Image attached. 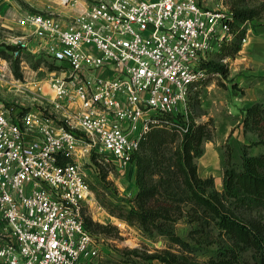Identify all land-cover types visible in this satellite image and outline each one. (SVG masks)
<instances>
[{
    "label": "built area",
    "instance_id": "obj_1",
    "mask_svg": "<svg viewBox=\"0 0 264 264\" xmlns=\"http://www.w3.org/2000/svg\"><path fill=\"white\" fill-rule=\"evenodd\" d=\"M84 3L70 19L45 10L19 19L13 56L35 38L55 68L39 108L0 98V264L97 263L81 159L125 169L154 128L187 131L190 94L211 73L205 62L241 26L232 8L204 0Z\"/></svg>",
    "mask_w": 264,
    "mask_h": 264
},
{
    "label": "rangeland",
    "instance_id": "obj_2",
    "mask_svg": "<svg viewBox=\"0 0 264 264\" xmlns=\"http://www.w3.org/2000/svg\"><path fill=\"white\" fill-rule=\"evenodd\" d=\"M204 3L211 7L257 10L255 18L241 23L238 33L228 44L229 52L210 56L211 60L227 67L228 75L211 70L208 78L189 97L188 119L194 125H204L209 135L203 144L204 153L195 159L201 177H214V186L207 188L208 194L214 190L220 193L224 191L226 171L242 166L245 147L251 154L264 153V144L256 143L261 139L260 129L245 123L247 107L253 103L264 106V0H204ZM84 4V0H74L71 5L60 0H0L2 100L39 108L52 96L49 79L55 67L49 55L38 51L37 39H32L31 51L25 50L18 57L12 54L16 39L24 33V28L19 24L20 17L28 12L45 10L70 19ZM39 86L42 90H39ZM162 129L164 143L158 148L145 145L140 156L153 157L160 149L159 159L163 160L164 155L169 157L182 146L181 131L170 127ZM229 152L231 157L228 156ZM81 161L88 171L91 184L85 213L89 227L98 236L101 258L118 256L120 250L135 247L148 252L176 249L163 236L152 239L144 234L138 224L118 216L122 209L128 210L134 204L138 191L136 162L128 168L118 169L112 162L96 157H84ZM158 179L159 173L156 172L148 177V182ZM185 208L186 212L178 219L176 228L181 236L188 237L193 226L200 225L199 222H190L188 211L191 205L187 204ZM259 210L247 214L264 216V206ZM212 232V239L217 244L225 240L219 227H214ZM243 255V264H255L257 254L254 251L248 250ZM153 263L161 264L158 260Z\"/></svg>",
    "mask_w": 264,
    "mask_h": 264
},
{
    "label": "trees",
    "instance_id": "obj_3",
    "mask_svg": "<svg viewBox=\"0 0 264 264\" xmlns=\"http://www.w3.org/2000/svg\"><path fill=\"white\" fill-rule=\"evenodd\" d=\"M232 9L238 23L257 15L254 8ZM228 46L224 45L221 53L229 52ZM205 65L210 71L228 75L227 67L221 63L210 59ZM173 119L180 125H187L182 114ZM188 123V130L181 131L182 146L169 157L164 155L163 160L159 159L160 149L153 157L140 156L145 145L158 148L164 143V126L148 133L135 155L138 191L134 204L118 213L120 218L138 224L148 237L163 236L176 249H156L154 252L140 247L123 249L118 256L101 258L95 264H154L155 260L161 264H243V253L248 250L257 254L255 264H264V216L247 214L264 206V153L251 154L245 147L242 166L226 171L224 191L214 190L207 194V188L214 186V177H201L195 159L204 153L203 144L209 135L204 125H194L189 119ZM245 123L260 129L261 139L256 143L264 144L262 104L253 103L246 108ZM170 128L179 131L176 127ZM228 156L231 157L230 152ZM156 172L159 179L149 183L148 177ZM187 204L191 205L190 222H199L200 227L194 225L188 237H183L176 226L186 212ZM86 224L93 231L87 216ZM216 226L225 237L219 244L212 239Z\"/></svg>",
    "mask_w": 264,
    "mask_h": 264
},
{
    "label": "water",
    "instance_id": "obj_4",
    "mask_svg": "<svg viewBox=\"0 0 264 264\" xmlns=\"http://www.w3.org/2000/svg\"><path fill=\"white\" fill-rule=\"evenodd\" d=\"M160 243H162V241H160Z\"/></svg>",
    "mask_w": 264,
    "mask_h": 264
}]
</instances>
